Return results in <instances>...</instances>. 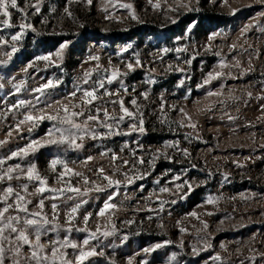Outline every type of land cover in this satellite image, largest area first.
Here are the masks:
<instances>
[{
	"label": "rangeland",
	"instance_id": "obj_1",
	"mask_svg": "<svg viewBox=\"0 0 264 264\" xmlns=\"http://www.w3.org/2000/svg\"><path fill=\"white\" fill-rule=\"evenodd\" d=\"M17 4L23 11L9 9L8 24L0 15V175L19 165L13 179L0 180V209L11 186L41 214V225H17L33 244L40 228L50 258L41 264H52L54 249L56 264L61 254L77 264L80 251L95 252L83 264H264V0ZM94 88L99 98L87 104L83 92ZM121 99L133 117H104L123 115L113 103ZM64 106L84 113L72 117L86 126L72 129L74 142L11 155L70 128L47 119L62 118ZM97 108L99 120H87ZM28 114L45 118L21 123ZM140 119L145 131H132ZM53 160L62 163L53 169ZM33 165L55 191L37 192L39 181L27 176ZM17 214L26 215L14 207L5 215ZM15 246L4 244L5 264H36L29 246L19 256L8 250Z\"/></svg>",
	"mask_w": 264,
	"mask_h": 264
},
{
	"label": "snow or ice",
	"instance_id": "obj_2",
	"mask_svg": "<svg viewBox=\"0 0 264 264\" xmlns=\"http://www.w3.org/2000/svg\"><path fill=\"white\" fill-rule=\"evenodd\" d=\"M88 3H91V0H88ZM125 8H131L132 6L130 4H125L122 5ZM158 7V5H157ZM9 9H17L19 11H23V9H19L18 8V4H17V0H0V15H2L3 17H5V20L3 21L5 24H8V20L10 19V11ZM37 11H39V8L36 9ZM68 15L71 16L72 13L68 12ZM133 18L135 19L136 17L133 15ZM11 26V25H9ZM21 29H24L26 27H29V25H20ZM19 37L18 36H13L12 40H17ZM68 44L67 42L61 45L60 51L56 53L57 56H60L63 52V50L65 48H67ZM16 49L13 48V51H15ZM167 51V50H165ZM41 59H49V57H41ZM93 59L98 60L99 57H93ZM137 63H139V61H137ZM127 67L129 69H133V65L132 64H128ZM118 71H113L111 73V78L108 79V83L112 82V79H115L118 76ZM87 75H91L90 73H87ZM222 75V73H216L215 76H220ZM213 78V74H209V78L208 80L205 81V83L210 82V80ZM87 82V81H85ZM49 86H52V82L49 81L48 84H45L43 87L44 88H48ZM99 86L102 88L104 87V83L103 81L99 82ZM37 91H42V89H37ZM96 91L97 89H92V90H85L83 92V96L86 98L85 102L87 104H91L94 100H97L99 97H97L96 95ZM108 95H111V93H107ZM218 93H209V95H215ZM72 95H75V93H73ZM145 98H147V93L143 94ZM21 105L24 104V101L20 102ZM113 103H119V106L121 108V112L123 113V115L117 117H113L110 116L108 114L107 111H104L103 115L104 117H106L109 120H114V121H123L125 119V117L128 118H132L133 117V113L131 111H129V109L127 107L124 106V101L121 99L119 101H113ZM131 103L133 105L136 104V100L132 99ZM63 112L65 113V115L62 118H59L57 116H48L47 119H51V120H57L59 119V122L61 124H68L71 127L67 128V129H60L57 128L55 129V131H59L61 133V137L59 140H57L55 138V131H50L48 133V136L51 137V139H47L45 141H32L30 142L26 147L19 149L16 152H13L11 155L12 156H27L29 154V152H35L39 147H43L45 144H56V143H63L66 142L68 140V137L71 136L75 139V135L76 133L72 131V129H75L77 132L79 131H84L86 126L84 128H82L81 124L75 123L74 120L72 119V117H77V116H83L84 113L83 112H69V109L67 106L63 107ZM97 114L96 115H88L86 117L87 120L89 121H98L99 120V112L100 109L97 108L96 109ZM45 117L44 116H37V117H33L31 114H28L25 116L24 121H21V123L24 122H28V121H39V120H43ZM189 119H191V117H189ZM144 121L143 119L139 120V126H137V124L133 123L130 125V128L132 131H139L141 133H143L145 131L144 128ZM104 126L106 128H108L109 130L112 129V125L111 124H104ZM191 127H195V124H191ZM65 133H67L68 135L66 136ZM93 138H95V135H93ZM2 143V142H0ZM81 145L77 144L76 147H80ZM91 159V158H89ZM4 161L0 160V164H3ZM57 163H62L61 161H57V160H53L52 161V167L53 169L55 168V166L57 165ZM65 169L67 170V165H64ZM19 168V165H17L15 168L13 167H9L7 169L6 172H4L2 175H0V180H4L5 177L8 180L13 179V176L11 175L13 172L16 171V169ZM103 170L101 169V172ZM77 175H79V173H77ZM27 176L29 180L35 179L37 181H39V187L37 188V192L39 193H43L46 190H50V191H55L54 189H47L46 188V178H42L39 176L38 173H36L35 170V166H31L28 170H27ZM105 179H109L108 177H105ZM109 183H116L118 184L119 181H111L109 179ZM27 185L23 186V190L26 192L27 191ZM164 191H167V189H163ZM76 191H79L78 189H76ZM10 196H15V203L13 204H8L7 201L9 199ZM5 206L0 209V264H5V259H6V249L4 247L5 243H8L9 245H12L13 243H15V247L8 249L9 251H12L13 254L15 256H19L20 252H21V248L24 245L29 246L30 249H32L31 252V256L27 259L36 261V264H41L42 261H47L50 258L47 255H43V245L40 243V228L36 227V231H35V243L33 244L32 240L29 238L27 231L25 229H20L17 227V225L23 221V224L26 227H31V226H36V225H41V221L35 219V217L40 216V213H30L29 209L27 208V204L31 203V201H28L25 199V197L19 195L18 193H14V190L11 186H9L5 192H4V196L2 198ZM209 202H212V200L210 199ZM39 206L41 208L44 207V201L43 199H41L39 201ZM15 208V211L17 213H25V216H20L19 214L15 215V216H6L5 214L9 212L10 208ZM54 209L57 207L55 204H53L52 206ZM78 207H73L70 211V215L73 213H76L78 210ZM105 209L110 208V207H114V205H110V204H105ZM104 212L101 211L100 215H103ZM192 215H195V213H193ZM88 217H85V220H87ZM43 223L46 224L48 223L46 218H43ZM8 231L9 235H5V232ZM11 233H15V240H13L11 238ZM108 233H105V235H107ZM95 235V234H93ZM84 244L87 245L88 244V240L84 241ZM73 248H77L78 246L76 244H71L70 245ZM157 247H159V245H157ZM95 252L94 251H80L78 256H77V264H83V261L91 255H94ZM215 259H220L219 256L215 257ZM51 262L52 264H56V250L54 249L52 252V256H51ZM61 262L62 264H72V262L67 261L66 259H64L63 254H61ZM13 264H19L18 260H13Z\"/></svg>",
	"mask_w": 264,
	"mask_h": 264
}]
</instances>
